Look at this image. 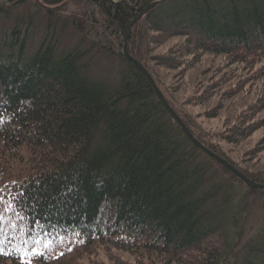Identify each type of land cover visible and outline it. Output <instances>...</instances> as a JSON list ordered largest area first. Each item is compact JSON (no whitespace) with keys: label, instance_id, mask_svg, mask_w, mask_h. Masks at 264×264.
<instances>
[{"label":"trees","instance_id":"16d2710c","mask_svg":"<svg viewBox=\"0 0 264 264\" xmlns=\"http://www.w3.org/2000/svg\"><path fill=\"white\" fill-rule=\"evenodd\" d=\"M66 1L41 6L50 22L33 53L26 51V38L17 46L20 25L3 30L13 40L0 51V264H91L99 250L127 264L111 249L140 252L149 263L156 254L167 264H264V237L230 260L242 228L239 215L248 206L241 197L235 204L231 188L219 198L224 181L217 172L244 183L190 140L122 51L127 23L157 0H85V20L66 19L61 33L70 29L105 54L113 53L106 39H119L127 67L114 83L92 75L80 45L62 49L49 33L55 34L51 19ZM27 2H0L2 23ZM127 40L130 55L214 152L229 160L225 145L236 146L264 127V0H165L135 22ZM207 55L223 58L219 73L239 76L229 86V74L205 86L202 102L259 92L219 128L193 125L195 117L172 103L155 71L181 77ZM211 110L196 118H215ZM262 151L264 136L245 155ZM230 162L264 183V171ZM37 250L43 255L33 259Z\"/></svg>","mask_w":264,"mask_h":264},{"label":"rangeland","instance_id":"374dc122","mask_svg":"<svg viewBox=\"0 0 264 264\" xmlns=\"http://www.w3.org/2000/svg\"><path fill=\"white\" fill-rule=\"evenodd\" d=\"M8 1L9 0H0L2 3H8ZM45 2L46 0H28L26 4L14 6V8L11 9L5 24L2 23L3 18L0 17V51L7 50L9 47L5 45V43H11L13 40L11 34L3 32L4 28L11 30L12 28H16V25H20L21 30V32L18 33L19 38H17V46L20 41L26 38L25 48L27 49V53H33L37 49L42 42L46 31H48V25L50 22L41 13L43 12L41 11V9H43L41 6L45 4ZM58 5L62 8L58 13L59 16L51 19V28H55V34H53L52 31H49V33L58 39L56 42L59 43V47L65 50H70L80 45V47L87 52L85 61L90 63V72L95 78L110 83L117 81L122 70L127 67L126 61L120 55L122 47L118 45L119 39L114 35H110L109 39H106L113 45V53L105 54L106 52L99 50L87 41L82 40L80 34L76 35L70 31V29L64 31L65 33H61L60 31L64 29L65 21L68 17L72 16L73 18L85 20L87 8L85 0H67L63 4ZM169 45L170 44L162 46L159 52L166 50ZM222 64L223 58L221 56L213 57L211 55H207L197 66L185 71L184 76L177 78L173 77L174 72L172 71L155 68L158 78L161 79L162 88L165 90L169 99L182 114H185L190 118H193V115L195 117L193 118L195 121L193 125L199 126L200 128H219L222 127L224 122L227 120H230L228 123L232 122L240 109L246 107L248 104H253L259 95L258 89L255 88L248 93L242 92L229 99L221 98L220 100L218 98H212L207 103L202 102L201 98L204 97L203 89L205 86H210L224 74H229L227 77L232 76V79L230 80L232 82L228 83L227 86L238 79L239 73L234 71L226 72L222 69L219 73L217 70L222 68ZM212 107L216 108L214 111L211 110V112L213 111L216 113L217 116L215 118H204V123L202 121L203 116H201V118H196V114L206 112ZM263 136L264 127L258 129L251 135V137L243 140L236 146L229 144L225 145L226 150L228 151V153H226L227 158L250 172H263L264 151L260 152V154L256 156L245 155L246 151L255 148V145L261 141ZM217 174L221 176L224 181L223 190L221 191L222 194L219 195V198L228 193L231 188L233 193H235V204L238 202L237 199L240 197L241 199L243 198V201L246 200L247 202L246 206H248V211L245 213L243 212L242 216L241 213L239 215V217H241V221L243 222L242 228L240 229L239 236L233 242V251L230 256V260L241 259L247 252L246 243H260L263 241L264 192H248L246 185L237 181H231L230 178H226V175L223 176L219 172H217ZM111 250L114 256L127 264H141V262L149 263L148 259L139 256L140 252L120 249ZM194 256L196 257V254H194ZM84 260L86 263H89L90 261L85 258ZM164 261L165 260L161 255L158 256L155 254V261L149 264H163L165 263ZM90 263L117 264L115 259L111 260L109 255L102 250L98 251L97 255L93 259V262ZM169 264L176 263L171 261ZM186 264L191 263L187 261Z\"/></svg>","mask_w":264,"mask_h":264},{"label":"water","instance_id":"95a60500","mask_svg":"<svg viewBox=\"0 0 264 264\" xmlns=\"http://www.w3.org/2000/svg\"><path fill=\"white\" fill-rule=\"evenodd\" d=\"M114 4H119L122 2V0H109ZM165 0H157L149 4L148 6L144 7L141 11L137 12V14L134 16L133 19H131L127 26L125 27V36L123 38V53L126 58H129L131 61H133L138 68L146 75V77L149 79L158 99L162 102V104L165 106V108L169 111V113L172 115L174 120L179 124L183 132L190 138V140L202 151H204L209 156L213 157L215 160L220 162L222 165L227 167L231 172H233L242 182L249 188H257V189H264V183H259L254 180H252L250 177H248L245 173H243L240 169H238L234 164H232L229 160L222 157L218 153L214 152L212 149H210L208 146L203 144L189 129V127L185 124V122L182 120L180 115L177 113V111L169 104L167 98L165 97L164 93L162 92L161 88L157 84L156 80L154 79L153 75L148 71V69L142 64L139 60L134 58L130 55L128 50V34L132 26L137 22L143 15H145L148 11L156 7L157 5L163 3Z\"/></svg>","mask_w":264,"mask_h":264},{"label":"snow or ice","instance_id":"6c2138e0","mask_svg":"<svg viewBox=\"0 0 264 264\" xmlns=\"http://www.w3.org/2000/svg\"><path fill=\"white\" fill-rule=\"evenodd\" d=\"M2 219H3L2 214H0V221H2ZM0 255H3V252H2V251H0ZM42 255H43V253L40 252V251H38V250L32 252V258H33V259H35V258H37V257H40V256H42ZM26 264H27V262H26Z\"/></svg>","mask_w":264,"mask_h":264},{"label":"bare ground","instance_id":"6f19581e","mask_svg":"<svg viewBox=\"0 0 264 264\" xmlns=\"http://www.w3.org/2000/svg\"><path fill=\"white\" fill-rule=\"evenodd\" d=\"M200 190H201V189H200ZM200 190H199V191H200ZM202 191H203V190H202ZM263 191H264V190H263ZM248 192H249V191H248ZM216 193H217V192H216ZM246 193H247V190H246ZM218 194H219V193H218ZM249 194H250V193H249ZM247 195H248V194H247ZM202 204H203V202H202ZM202 206H203V205H202ZM239 254H240V253H239ZM241 255H242V254H241ZM243 256H244V255H243Z\"/></svg>","mask_w":264,"mask_h":264}]
</instances>
